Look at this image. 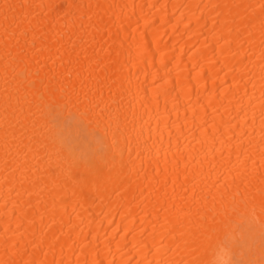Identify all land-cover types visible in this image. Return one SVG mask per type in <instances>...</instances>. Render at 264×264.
<instances>
[{"label": "bare ground", "instance_id": "obj_1", "mask_svg": "<svg viewBox=\"0 0 264 264\" xmlns=\"http://www.w3.org/2000/svg\"><path fill=\"white\" fill-rule=\"evenodd\" d=\"M0 264H264V0H0Z\"/></svg>", "mask_w": 264, "mask_h": 264}]
</instances>
